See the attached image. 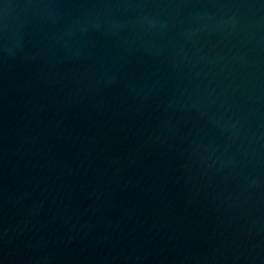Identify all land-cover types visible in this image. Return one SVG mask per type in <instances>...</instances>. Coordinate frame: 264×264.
I'll return each mask as SVG.
<instances>
[{"label":"water","instance_id":"95a60500","mask_svg":"<svg viewBox=\"0 0 264 264\" xmlns=\"http://www.w3.org/2000/svg\"><path fill=\"white\" fill-rule=\"evenodd\" d=\"M0 264H264V0H0Z\"/></svg>","mask_w":264,"mask_h":264}]
</instances>
